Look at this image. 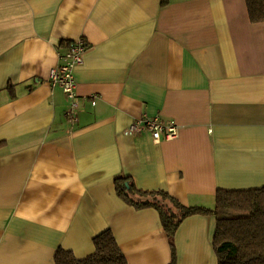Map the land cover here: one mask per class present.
<instances>
[{
  "label": "crops",
  "instance_id": "obj_1",
  "mask_svg": "<svg viewBox=\"0 0 264 264\" xmlns=\"http://www.w3.org/2000/svg\"><path fill=\"white\" fill-rule=\"evenodd\" d=\"M75 119L50 72L72 41ZM174 123V140L126 130ZM130 177L185 207L264 186V23L244 0H0V264L77 259L109 230L127 264H171L158 212L114 190ZM215 217L185 218L174 264H217Z\"/></svg>",
  "mask_w": 264,
  "mask_h": 264
},
{
  "label": "trees",
  "instance_id": "obj_2",
  "mask_svg": "<svg viewBox=\"0 0 264 264\" xmlns=\"http://www.w3.org/2000/svg\"><path fill=\"white\" fill-rule=\"evenodd\" d=\"M251 23H264V0H244ZM164 0H162V5ZM116 195L128 205L141 210L155 209L172 248L173 237L187 217L211 214L216 220L213 249L217 264H264V186L258 189L218 190L212 210L185 207L165 192L139 190L130 177L114 179ZM94 252L77 259L70 251L58 249L55 264H127L111 231L93 238Z\"/></svg>",
  "mask_w": 264,
  "mask_h": 264
},
{
  "label": "built area",
  "instance_id": "obj_3",
  "mask_svg": "<svg viewBox=\"0 0 264 264\" xmlns=\"http://www.w3.org/2000/svg\"><path fill=\"white\" fill-rule=\"evenodd\" d=\"M86 49L87 46L82 39L70 42L66 47V51L59 56V65L51 70L49 76L51 85L61 89L68 103L69 110L66 112V117L70 121L75 119L74 112L76 109V83L73 70L82 65ZM141 131H147L155 144L160 143L162 140H174L178 136V127L174 123L164 125L156 117L143 119L141 122L132 125L125 133L132 135Z\"/></svg>",
  "mask_w": 264,
  "mask_h": 264
}]
</instances>
